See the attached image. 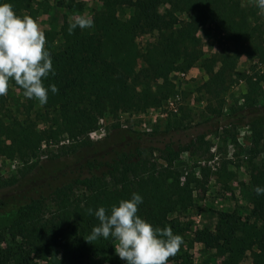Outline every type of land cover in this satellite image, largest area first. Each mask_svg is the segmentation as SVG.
I'll return each mask as SVG.
<instances>
[{"label":"rangeland","instance_id":"obj_1","mask_svg":"<svg viewBox=\"0 0 264 264\" xmlns=\"http://www.w3.org/2000/svg\"><path fill=\"white\" fill-rule=\"evenodd\" d=\"M238 1L241 6L256 9L258 23L264 30V12L256 6L255 0ZM0 3H10L17 15L28 14L37 20L45 31L46 48L55 72L44 79L49 91L48 101L43 106L36 99L26 98L23 90L14 81L10 82L7 95L0 96V118L5 122L11 118H27L39 129L55 128L58 107L67 96L61 75L67 66L69 52L80 45L86 50L84 41L90 35L99 39L100 57L115 63L129 79L144 66V51L159 40V32L156 29L142 30L137 9L121 0H0ZM167 8V3L159 2L156 12L163 14ZM82 14L94 18V27H77L69 35L70 23L75 16ZM173 14L180 19L189 18L187 10H174ZM196 36L202 57L242 52L246 48L241 42L228 40L214 21L201 25ZM260 67L262 64L258 58L251 59L241 53L232 82L224 93L225 106L220 113L203 88L208 75L195 65L186 71L170 73L174 86L166 98L158 99L155 106L141 112L106 113L99 118L95 129L105 130L102 138L113 134L117 128L134 129L155 132L157 139L152 143V149L162 147L168 141L182 143L188 148L173 161L172 168L179 172L182 181L188 172L198 178L192 183V203L185 209L172 212L161 223L148 221L161 229L171 227L174 234L183 237L179 252L169 259L168 264H264V251L260 247L264 240V217L254 212L248 166L254 131L245 122L232 124L228 118L221 119L228 107L244 103L247 85L238 75ZM160 82L153 77L151 85L156 88ZM52 84L59 90L56 94L51 92ZM176 95L179 97L177 110L165 109L167 100ZM262 104L264 87L255 97V105ZM215 116H219L217 128L212 119ZM88 133L84 137L90 140ZM201 133L204 137L197 138ZM78 140L79 137L64 133L53 135L41 141L35 157L24 158L18 164L13 162L15 157L0 156V196L19 182L56 171L67 162L65 152ZM258 147L261 152L255 161L264 160V125ZM152 149L147 147L145 153L150 160L159 154L158 149L151 152ZM157 161L165 165L163 160ZM52 207L48 201L43 208L45 216ZM17 215L12 207L0 211V264H125L115 253L117 242L114 238L100 237L88 242L86 238L90 233L84 229L83 223L78 222L60 232L61 239L52 252L36 256L23 238H12L8 234V227ZM81 253L83 256L76 257Z\"/></svg>","mask_w":264,"mask_h":264},{"label":"trees","instance_id":"obj_2","mask_svg":"<svg viewBox=\"0 0 264 264\" xmlns=\"http://www.w3.org/2000/svg\"><path fill=\"white\" fill-rule=\"evenodd\" d=\"M121 2L137 9L142 30L159 32L158 42L144 51L145 64L132 79L115 63L100 57L99 39L90 35L84 41L86 50L80 45L69 52L61 75L67 96L58 107L54 129L53 126L39 129L27 118H11L7 122L0 118V156L31 159L37 155L42 140L63 133L79 137L77 144L65 152L67 162L56 171L19 182L0 196V211L12 207L18 214L8 227L9 236L23 238L36 256L52 252L59 244L60 232L75 222L83 223L84 229L91 233L99 223L94 214L98 207L110 212L113 205H118L121 199H130L132 193L142 197L138 215L155 224L163 222L172 212L190 206L192 183L198 178L188 172L182 181L179 172L172 168L173 161L188 149L186 145L165 142L162 147L154 148L159 154L150 160L145 153L157 139L155 132L117 128L98 141L84 136L97 127L99 118L106 113L141 112L155 106L174 86L170 73L186 71L195 65L208 75L203 88L220 113L225 106L224 93L232 82L241 53L251 59L258 58L262 67L238 75L247 85L244 103L228 107L221 119L228 118L232 124L245 122L254 131L248 161L251 194L254 212L264 217V195L255 192L257 186L264 187V160H254L261 152L258 145L264 125V104L255 105V97L264 87V30L258 23L256 9L241 6L238 0ZM159 2L169 5L163 14L156 12ZM174 10L189 11V18H178ZM208 21L216 22L228 40L241 42L246 48L242 52L202 57L196 34ZM153 77L161 80L156 88L151 85ZM212 119L217 128L219 116ZM203 137L201 133L197 138ZM157 159L163 160L165 165ZM48 201L53 207L45 216L43 208ZM260 247L264 251V240ZM81 256L82 253L76 254V257Z\"/></svg>","mask_w":264,"mask_h":264},{"label":"clouds","instance_id":"obj_3","mask_svg":"<svg viewBox=\"0 0 264 264\" xmlns=\"http://www.w3.org/2000/svg\"><path fill=\"white\" fill-rule=\"evenodd\" d=\"M264 12V0H255ZM94 27V18L87 14L77 15L68 27L74 30ZM44 29L28 14L17 15L10 3H0V96L7 95L10 82L14 81L28 99L38 100L41 106L48 101V87L44 79L55 74L52 57L46 48ZM51 92L59 90L50 85ZM257 195H264V187L255 188ZM141 195L132 193L130 199H121L108 212L104 207L95 211L99 223L86 238L88 242L100 237L114 238L115 253L125 264H168L175 256L183 237L174 234L171 227H154L138 215ZM89 214L93 213L91 208Z\"/></svg>","mask_w":264,"mask_h":264},{"label":"built area","instance_id":"obj_4","mask_svg":"<svg viewBox=\"0 0 264 264\" xmlns=\"http://www.w3.org/2000/svg\"><path fill=\"white\" fill-rule=\"evenodd\" d=\"M181 75H184V73L181 72ZM178 103L179 97L178 95H176L175 98L167 100V105L165 106V109H172L173 111H176ZM103 135H105V130L103 128L94 129L88 133V136L92 141L101 139ZM13 162L14 164H18L20 162L19 157H15Z\"/></svg>","mask_w":264,"mask_h":264}]
</instances>
